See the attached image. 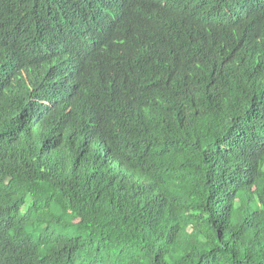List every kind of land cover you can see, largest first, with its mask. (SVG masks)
<instances>
[{"label": "trees", "instance_id": "obj_1", "mask_svg": "<svg viewBox=\"0 0 264 264\" xmlns=\"http://www.w3.org/2000/svg\"><path fill=\"white\" fill-rule=\"evenodd\" d=\"M0 264H264V0H0Z\"/></svg>", "mask_w": 264, "mask_h": 264}, {"label": "clouds", "instance_id": "obj_2", "mask_svg": "<svg viewBox=\"0 0 264 264\" xmlns=\"http://www.w3.org/2000/svg\"><path fill=\"white\" fill-rule=\"evenodd\" d=\"M124 1V0H122ZM153 1V0H150ZM156 5H152V12L155 11ZM168 18H171V15L168 12L160 13L157 17V22L162 26L166 27L167 29L175 30L177 35V27L173 21L168 20ZM173 20V19H172ZM174 24V27L172 26ZM120 44H115L113 47H110L111 53L113 51H116L119 49ZM131 48L126 49H120L117 52V55L112 59V62L116 64H121L125 62H129L130 59L133 57V55H130L131 53H127ZM16 52V51H15ZM44 52H52L58 57V61L60 63L61 68L64 70V76H65V83L64 86L69 91L75 87L78 84H83L84 87L90 84L95 78H96V69L94 65H87L83 58L71 51L68 45L64 44H54L51 42L50 36L47 40V43H42V51ZM157 57L161 55L160 51L153 52ZM123 58L121 59L120 57ZM57 57L51 56L48 61L49 63H53L57 60ZM19 57L14 56L13 60L18 59ZM34 79L30 81V86L34 85Z\"/></svg>", "mask_w": 264, "mask_h": 264}]
</instances>
